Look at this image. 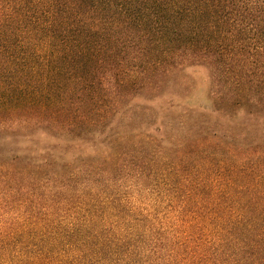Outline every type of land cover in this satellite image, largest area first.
<instances>
[{"label": "trees", "instance_id": "1", "mask_svg": "<svg viewBox=\"0 0 264 264\" xmlns=\"http://www.w3.org/2000/svg\"><path fill=\"white\" fill-rule=\"evenodd\" d=\"M0 264H264V0H0Z\"/></svg>", "mask_w": 264, "mask_h": 264}, {"label": "rangeland", "instance_id": "2", "mask_svg": "<svg viewBox=\"0 0 264 264\" xmlns=\"http://www.w3.org/2000/svg\"><path fill=\"white\" fill-rule=\"evenodd\" d=\"M185 79V88L182 90L183 96L177 97V89L171 87L167 95L158 99L157 101L148 104L147 106L153 108L158 113V122L151 127L152 133H156V127L160 129V133H164L163 127L160 125V119L172 118L177 121V114L197 111L201 107L209 105L207 102L206 93L210 88V75L206 69L203 68H188L183 73Z\"/></svg>", "mask_w": 264, "mask_h": 264}]
</instances>
